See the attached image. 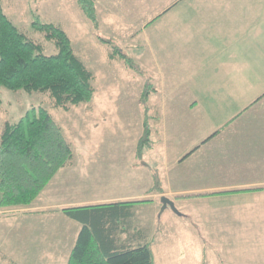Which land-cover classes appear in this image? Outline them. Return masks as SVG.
Returning <instances> with one entry per match:
<instances>
[{
    "label": "crops",
    "instance_id": "crops-1",
    "mask_svg": "<svg viewBox=\"0 0 264 264\" xmlns=\"http://www.w3.org/2000/svg\"><path fill=\"white\" fill-rule=\"evenodd\" d=\"M185 1L171 0L144 29L160 20L162 39L174 46L162 78L170 81L171 93L175 85L185 86L183 110L224 118L216 117L212 134L176 161L174 185L161 186V194L150 187L154 195L147 206L154 214L162 197L177 210L160 226L159 249L150 248L153 262L264 264V0H191V10H178ZM70 168L61 169L22 213L34 218L32 231L46 225L34 249L52 246L48 255L54 264L60 249L67 264L82 228L63 209L126 201L58 196ZM6 214L0 211V219ZM145 240L142 235L116 247H137Z\"/></svg>",
    "mask_w": 264,
    "mask_h": 264
},
{
    "label": "rangeland",
    "instance_id": "rangeland-1",
    "mask_svg": "<svg viewBox=\"0 0 264 264\" xmlns=\"http://www.w3.org/2000/svg\"><path fill=\"white\" fill-rule=\"evenodd\" d=\"M94 2L98 34L80 10L77 0H1L3 10L13 24L26 38L42 45L47 56L56 53L55 46L34 29L33 21L38 19L62 28L70 39L74 54L93 75L94 95L89 103L64 111L55 108L47 95L13 92L0 87V132L5 122L15 123L30 109L44 108L52 115L72 149L68 164L71 168L62 182L64 190L57 191L58 196L63 194L65 198L82 200L148 201L154 195L149 193L153 186L152 171L157 172L165 189L174 185L177 182L174 180L176 161L208 138L213 132L215 118H224V115L183 110L180 103L184 100L185 86L175 85L172 93L167 90L170 81L162 78V67L168 59L167 52L173 51L174 46L162 39L160 20L149 24L147 30L144 27L148 18L158 15L171 0ZM177 9L191 10V0L181 3ZM99 36L112 41V46L102 44ZM122 55L134 69L123 61ZM166 63L164 71H167ZM147 84L152 88L146 104L153 148L146 150L142 160H138L135 155L144 118L141 97L147 91ZM33 202L25 207L0 208L9 217H14L0 219V264H54L48 255L53 251L52 246L34 249L36 243L33 241L38 238L41 242L46 225H36L32 231L30 224L34 218L22 215ZM147 205H134L133 216L120 222L124 232L117 245L126 239L139 241L143 235L150 248L159 249L160 226L167 218H173L174 212L167 208L162 214L161 205L154 214V208ZM171 225H165L168 232L173 230ZM63 256L62 250H58L55 263L63 264Z\"/></svg>",
    "mask_w": 264,
    "mask_h": 264
},
{
    "label": "trees",
    "instance_id": "trees-1",
    "mask_svg": "<svg viewBox=\"0 0 264 264\" xmlns=\"http://www.w3.org/2000/svg\"><path fill=\"white\" fill-rule=\"evenodd\" d=\"M77 4L98 34L94 0H77ZM32 26L47 42L54 44L55 54L45 55L42 45L26 38L5 14L0 0V87L13 92L47 95L55 108L64 111L89 103L94 95L93 75L74 54L67 34L59 26L38 19ZM98 40L112 46V41L101 36ZM122 59L135 68L123 55ZM143 76L150 82L146 74ZM151 89L147 84V91L141 97L144 118L135 155L138 160H142L144 152L153 146L146 104ZM71 159V146L46 109L32 108L17 122H5L0 132V208L30 205ZM151 177L152 192L161 194L157 172L152 171ZM148 202L63 209L67 217L82 225L67 264H154L147 243L116 247L118 236L124 232L120 222L133 216L134 205Z\"/></svg>",
    "mask_w": 264,
    "mask_h": 264
},
{
    "label": "water",
    "instance_id": "water-1",
    "mask_svg": "<svg viewBox=\"0 0 264 264\" xmlns=\"http://www.w3.org/2000/svg\"><path fill=\"white\" fill-rule=\"evenodd\" d=\"M160 201H161V203H162L161 212H163V211H164L165 209H167V208H170V209H172V211H173L174 213H177V210L175 209L174 204H173L172 201H170L169 199H167V198H165V197H162V198L160 199Z\"/></svg>",
    "mask_w": 264,
    "mask_h": 264
}]
</instances>
